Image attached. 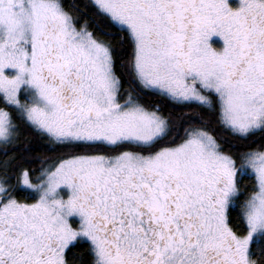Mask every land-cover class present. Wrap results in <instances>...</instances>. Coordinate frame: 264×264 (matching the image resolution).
I'll use <instances>...</instances> for the list:
<instances>
[{
	"label": "snow or ice",
	"instance_id": "obj_1",
	"mask_svg": "<svg viewBox=\"0 0 264 264\" xmlns=\"http://www.w3.org/2000/svg\"><path fill=\"white\" fill-rule=\"evenodd\" d=\"M0 264H264V0H0Z\"/></svg>",
	"mask_w": 264,
	"mask_h": 264
}]
</instances>
